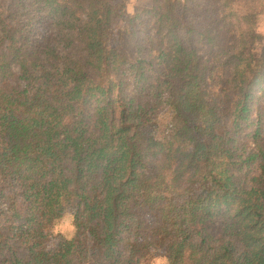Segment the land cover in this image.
Wrapping results in <instances>:
<instances>
[{
	"label": "trees",
	"instance_id": "obj_1",
	"mask_svg": "<svg viewBox=\"0 0 264 264\" xmlns=\"http://www.w3.org/2000/svg\"><path fill=\"white\" fill-rule=\"evenodd\" d=\"M263 15L0 0V264H264Z\"/></svg>",
	"mask_w": 264,
	"mask_h": 264
},
{
	"label": "rangeland",
	"instance_id": "obj_2",
	"mask_svg": "<svg viewBox=\"0 0 264 264\" xmlns=\"http://www.w3.org/2000/svg\"><path fill=\"white\" fill-rule=\"evenodd\" d=\"M127 5V11L129 13H133V1L137 3V0H119ZM142 3H147V0H139ZM152 5L154 0H150ZM129 2L131 4H129ZM139 4V3H138ZM151 5V7H152ZM137 6V5H136ZM139 7H147V5H141ZM263 21V20H262ZM260 22L259 31L264 35V21ZM262 47H264V39L261 43ZM168 119H165L164 123H167ZM194 228L196 231L201 229H205L211 235L219 238L222 234L221 224L219 222H210L204 221L203 223H197ZM52 237L49 243V247H52L60 242L61 238L64 239H71L74 237L75 234V226L73 221V214L72 211L66 210L61 216L57 223V225L51 231ZM150 264H168L167 256L163 253H157Z\"/></svg>",
	"mask_w": 264,
	"mask_h": 264
},
{
	"label": "crops",
	"instance_id": "obj_3",
	"mask_svg": "<svg viewBox=\"0 0 264 264\" xmlns=\"http://www.w3.org/2000/svg\"><path fill=\"white\" fill-rule=\"evenodd\" d=\"M133 3H134L133 8L136 7V5H137V6L147 5V7H151V5H152V3H151L150 0H147V3H146V2H145V3H142V2H140L139 0H137V3H136L135 1H133ZM138 3H139V4H138ZM129 4H131V3L129 2ZM262 20L264 21V15L261 17L260 22H261ZM263 21H262V22H263ZM259 26H260V24H259Z\"/></svg>",
	"mask_w": 264,
	"mask_h": 264
}]
</instances>
